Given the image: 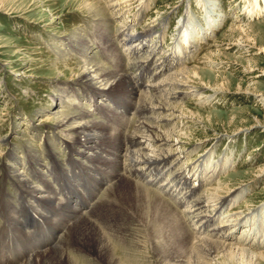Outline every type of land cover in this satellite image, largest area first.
I'll use <instances>...</instances> for the list:
<instances>
[{
	"label": "rangeland",
	"instance_id": "obj_1",
	"mask_svg": "<svg viewBox=\"0 0 264 264\" xmlns=\"http://www.w3.org/2000/svg\"><path fill=\"white\" fill-rule=\"evenodd\" d=\"M93 1L98 2L108 10L106 19H102L101 22L80 11L81 0H0V144H3L0 146L3 148L0 156L6 152L8 154L13 152L16 153L15 157L19 160L15 165L12 163L8 165V168L0 165V189L6 190L3 195L0 194V198H4L5 195L7 197L10 193L15 197V200L18 199L13 183L11 185V172L9 171L10 173L5 175L9 166L14 165L13 168L16 173H23L25 178H29L30 166L35 164L36 170L40 172V169L44 170L41 173L49 178L47 180H50L48 170L53 163L64 162L60 164L66 169L70 168L71 163L67 147L74 143L70 142L69 139L66 141L67 137L63 134H58L60 137L56 136L57 134L54 135V131L51 130L54 129L52 124L39 122L55 110V104L57 106L59 104V102L55 103L54 98H50L49 95L56 97L65 95L72 89H79L81 91L79 93H85L87 91L86 85L77 81H66L68 76L63 80L52 79V73L48 69L55 64L60 66L63 64L68 66L81 65L80 52L77 51V48H80L84 43L85 46L90 47L89 54L94 55L102 66L115 70L114 56L108 51L103 52L102 50L103 53L101 52V42L97 41L94 34L97 23L103 24L106 20L111 23L107 25L110 26V30L116 38H124V33L127 32L141 37L133 39L135 43L142 38L149 42L150 48L146 49V53L144 50L140 54L125 57L126 61L123 60L124 67L128 72L150 76V80L158 78L156 82H159L166 79L169 74L184 69L199 67L203 71L201 84L207 89V97L204 98V102L188 101L184 106L185 110L188 109V112H193L190 120H188L189 125H191L188 129L191 132L190 137H188L190 145L183 151L178 150L170 156L171 162L178 159L177 163L180 166L178 169H191L190 172L194 173L195 178L201 177L203 180L199 189L201 194H196L187 201L179 200L182 208L167 195H164L166 196L165 200L173 208L183 211L184 206L194 205L195 201L207 195V192L221 180L229 177L226 183L230 192L225 194L226 199L222 197L219 203L224 201L227 203L234 195L239 194V196L229 210L221 209V211L223 210L220 213L222 218L216 220L214 214L218 210L216 208L217 202H211V207L201 208L197 212L199 217L197 215L190 220V217L188 219L185 216V219L187 218L186 223L190 225V228H196L202 235L211 240L223 243L232 242L233 247L237 249L244 248L254 254H264V245L258 242V238L254 240L251 236L247 242L254 243V245L248 244L249 247L244 245L245 234L249 227H241L244 225L243 220L248 219L249 223H253L252 228L250 226L251 232H253L254 229H259L258 226L263 225L261 219L264 216V176L257 178L260 172L264 173V102H262L264 99V0ZM204 2H208V5H204ZM255 2L260 6L261 13L253 18H248L246 8ZM212 19L215 20V27L210 34L207 32V21ZM188 22L192 29H196L192 33V40H189L188 46L185 42L181 43L184 52L179 53L176 51V40L180 30L183 29L181 25ZM120 30L126 32H120ZM103 33L105 32H100L98 36ZM63 34L68 39L71 37L76 41L79 40L76 43H69V45L62 44V40L65 38ZM79 41L82 43L80 46ZM58 49H61L64 56L59 54ZM120 49L124 50L123 47ZM205 56L208 58L205 59ZM168 60L173 61L171 62L173 65ZM148 61L155 63L156 68L159 64L161 66L154 71L152 66H147ZM161 61L162 63H160ZM166 62L172 65L171 68ZM168 68L170 71L166 72ZM139 79L141 78L139 77ZM115 90L122 92L124 86ZM116 95L118 94L111 93L103 99ZM89 99L86 97V101ZM67 100L65 105L59 104L60 109L63 108L62 111L72 113L71 115L78 119L79 116L75 114L80 113L76 112L78 108L83 106L86 112L92 111L89 103L85 105L80 94L78 97H69ZM78 101L82 105L78 104ZM116 101L114 99V107L119 106ZM5 106L11 109L8 112L2 111ZM130 107L124 115L132 119L130 123L133 127L134 121H138V118L141 117H139L136 106L130 105ZM105 112V110L98 111L95 115L90 113L91 119L96 118L95 120L107 122L108 117L106 115L108 114ZM170 125L171 123L165 124L161 128L168 130ZM132 130L133 128L130 131ZM145 147L147 144L142 148ZM136 148L138 149V146L132 147L131 150ZM185 151H188L187 154ZM72 158L77 159L85 166L92 164V166L96 165L102 168L101 163L91 161L88 158L90 161L81 159L77 155L72 156ZM164 160L166 158L157 161V163L159 162L160 165V161ZM152 163L156 162L150 164ZM140 164L139 161L137 165H134L135 168L141 167ZM167 165L168 161L163 162L160 166L167 167ZM218 165L224 169L214 172L213 169L218 168ZM31 174L36 175V172ZM95 177L100 179L101 176L96 175ZM81 178L82 176L74 177L76 180ZM12 180L17 181L15 177H12ZM29 181L34 182L31 178ZM87 181L81 182V186L85 185L83 188L88 190L89 187L92 188L93 183L91 180ZM139 184L142 185L143 182ZM198 184L199 182L194 181L190 186L198 188ZM105 189L102 187L100 190L98 188L99 191H93V194L88 195L87 200H83L84 204L86 201H90V206L85 208L82 203V205L80 204L81 208L84 205V209L91 211L98 198V196H94V193L96 195L101 193L99 196L101 198L102 190L104 192ZM146 189L153 190L155 188L148 186ZM155 191L157 192L156 189ZM7 200L10 198L8 197ZM69 211L64 210L61 213ZM87 211L74 212L73 221L66 227L88 213ZM0 214V238L3 240L4 235L2 233L4 234V229L6 231L9 224L5 222L4 216L6 215L1 212ZM212 215L213 217L210 218ZM52 217L54 218V216ZM226 219L229 221H224ZM235 219H239L240 227L238 228H234ZM63 220L64 222L67 220L66 216ZM53 221L49 220L50 223ZM203 222L206 223V227L202 229L198 225L201 226ZM1 227L4 228L3 231ZM10 227L19 229L11 224ZM217 228L222 229L221 233ZM228 234V237L231 236L233 239L225 240V236ZM57 238V235L50 238L48 244L53 242L54 245H50L49 250L56 246L59 241ZM236 239L239 240L240 245ZM210 252L212 254L209 257L204 253L198 254L195 264H264V255L252 260L249 257L238 256L233 260L229 254L226 255L227 253L222 250L215 249ZM122 255V252H117L119 258ZM134 258L138 260L134 264L149 263L148 259L136 254H131L128 257L130 261L127 262L131 263L132 261L133 264ZM146 260L147 262H145Z\"/></svg>",
	"mask_w": 264,
	"mask_h": 264
},
{
	"label": "bare ground",
	"instance_id": "obj_2",
	"mask_svg": "<svg viewBox=\"0 0 264 264\" xmlns=\"http://www.w3.org/2000/svg\"><path fill=\"white\" fill-rule=\"evenodd\" d=\"M206 4L208 5V2H204V5ZM80 11L100 22L102 19H106L105 17L108 14L106 8L93 0H81ZM246 13L248 18L260 15V6L257 2L249 4ZM94 23L97 22L94 21ZM109 23L106 20L103 24L97 23L94 34L97 41L101 42V52L102 50L103 52L108 51L114 56L116 61L115 70L102 66L94 55L89 54L90 47L85 46L81 41H79V46L82 45L77 48V51L80 52L81 65L68 66L63 64L60 66L55 64L48 69L52 73V79L63 80L68 76L69 80L66 79V81H77L86 85L87 91L85 93H79V89H72L71 92H66L65 95H58L57 97L49 95L50 98H54L55 103L59 102V104L65 105L69 97H78L80 94L85 101V105L89 103L92 110L86 112L83 106L78 108L76 112L80 113L73 112L79 116L78 119L71 115L72 113L62 111L63 108L61 110L59 104L58 106L55 104V110L39 122L41 124H52L54 129L51 130L54 131V135L63 134L67 137L66 141L69 139L70 142L74 143L67 147L70 156V168L66 169L60 164L64 162L53 163L48 170L50 180H47L49 178L42 174L44 170L40 169L41 173L36 170V165L33 164L29 170L31 173L36 172V175L29 172V178L34 180V182H30L29 178L26 177V179L23 173L14 171L13 166L19 161L15 157L16 153L11 152L8 154L6 152L3 156H0V165L8 168V165L14 164L12 167L9 166L11 170L8 169L7 171L6 169L7 173L5 175L11 172L12 177L17 179V181H13L12 177L10 178L11 185L13 183L14 191L19 199L17 202L18 199L15 200V197L10 193L7 197L5 195L6 199L5 197L0 198V212L6 215L4 216L5 222L19 228L11 229V233H14L12 238L16 235L20 236L17 239L19 243L28 241L32 245V248L26 252L19 250V257L16 259L9 256L8 264H132V261L131 263L127 262L130 261L128 257L131 254L148 259L150 264H195L198 254L204 253L209 257L212 254L210 251L215 249L222 250L227 253L226 255L229 254L233 260L238 256L242 258L249 257L251 260L263 256L262 253L254 254L244 248L237 249L233 247L232 242L223 243L211 240L202 235L196 228H190V225L186 223L188 217H190V220L195 216L197 217V212L201 208L211 207V202H217L216 208L218 210L214 214L216 220L222 218L220 213L223 210L221 211V209L226 208L229 210L239 196V194L234 195L229 202L224 201L225 204L224 202L219 203L220 199L225 198V194L230 192V188L226 183L229 177L221 180L207 192V195L199 196L200 198L196 199L194 205L184 206L183 211L173 208L165 200L166 196L164 195H167L179 204L178 201H181V199L187 201L192 196L201 194L199 192L200 186L203 184L201 177L195 178L194 173L190 172L191 169H178L180 167L177 163L178 159L171 162L170 156L178 150L183 151L190 145L188 137H190L191 132L188 129L191 125H189L188 120H190L193 112H188V109L185 110L184 106L188 101L204 102V98L207 97V89L201 84L203 71L199 67L188 68L169 74L166 79L159 82H156L158 78L150 80V76L128 72L124 67L123 60L126 61L125 57L140 54L144 50L146 53V49L150 48L149 42L147 39L142 38L135 43L133 39H138L140 36L127 33L126 29L124 31L120 30V32L126 33H124V38L118 39L112 34L109 26L111 23ZM181 26L183 29L180 30L176 40V51L179 53L184 52L181 43L185 42L188 46L189 40H192V33L196 29H192L189 22L183 23ZM213 27H215V20L207 21V32L211 34ZM103 31L105 33L98 36ZM63 37L65 38L63 39ZM63 37L60 38L63 39L62 44L65 45L76 43L79 40L76 41L71 37L68 39L66 35ZM122 47L124 50L120 49ZM58 52L64 56L61 49H58ZM147 54L149 56V53ZM153 57L156 60L155 56ZM204 58L206 59L208 56ZM168 62L170 61L168 60ZM147 64V66H152L151 68L154 71L161 66L159 64L156 68V64L151 61H148ZM172 65L168 63L169 68ZM169 68L166 72L170 71ZM123 86L124 90L122 92L115 90ZM111 93L118 95L103 99ZM86 97L90 98L89 101H86ZM114 99L117 100L119 106H113ZM262 102H264V99ZM78 104L82 105L79 101ZM130 105L138 108L139 117H141L138 118V121H134L133 127L130 123L132 119L124 115L131 108ZM10 109V107L5 106L2 111L8 112ZM102 110H105V113L108 114L106 115L108 117L107 122L95 120L96 118L91 119L90 113L95 115V113ZM170 123L168 130H166L167 128H161L162 125ZM132 128L133 130L130 131ZM145 144H147V147L142 148ZM2 145L1 143L0 146ZM137 146L138 149L131 150L132 147ZM2 150L3 148H0V154ZM50 154L52 155V152ZM74 155L80 156L81 159L99 162L102 168L96 165L92 166V164L85 166L77 159L72 158ZM165 158L166 160L160 161V163L168 161V165L167 167H161V164L159 165L157 161ZM139 161L141 167L135 168L134 165H137ZM151 162L156 163L150 164ZM220 168L221 165H218V168L215 167L213 170L215 172V170L224 169ZM174 174L175 176H172ZM96 175L101 176L100 179L96 178ZM75 176H82V178L76 180L74 179ZM263 176L264 173L260 172L257 178ZM87 180H91L93 183L92 188H88L90 195L93 194V191H99L102 187L103 189L106 188L104 192L102 190L101 198H99L101 193L98 195L94 193V196H98V198L91 211L83 208L84 205L85 208L89 207L90 201H86L85 204L81 202L85 200V196L83 197L84 190L82 189L85 185L81 186V182H88ZM194 181L199 182L198 188L190 186ZM140 182H143V184L140 185ZM148 186H153L157 192L155 189H146ZM5 192V189H0V194L3 195ZM8 197L10 200H7ZM72 200H76V204L71 203ZM91 201L93 200L91 199ZM79 203L84 204L82 208ZM64 210L70 211L61 213ZM81 211H87L88 213L81 216L79 218L81 220L77 219L66 227L67 224L73 221V213ZM65 216L67 220L64 222ZM212 217L213 215L210 218ZM226 217L228 218V216ZM49 220L54 221L50 223ZM57 220L58 223H56ZM250 220L252 221V219ZM261 220H263V225L260 224L262 226H258L259 229H254L253 232H251L253 223H249L248 219L243 220L244 225L241 227H249L245 234L244 245H254V243L247 242L251 236L254 240L258 238V242L264 245V216ZM234 222H236L234 228L240 227L239 219H235ZM45 224H47V227H44ZM198 227L203 229L206 227V223L203 222ZM49 228L53 235H57V240H59L56 246L50 250V245L53 246L54 243H47ZM217 229L221 233L222 229ZM229 234L231 235L232 232ZM229 234L225 236V240L232 238L231 236L228 237ZM2 235L4 234L2 233ZM238 243L240 245V242ZM11 246L12 243L10 245L6 242L8 249ZM118 251L123 254L121 258L117 256ZM136 260L133 264L138 261Z\"/></svg>",
	"mask_w": 264,
	"mask_h": 264
}]
</instances>
